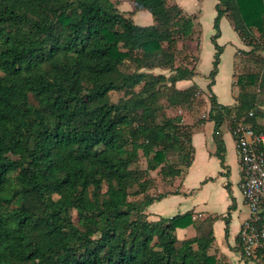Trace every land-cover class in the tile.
Instances as JSON below:
<instances>
[{
  "label": "trees",
  "instance_id": "16d2710c",
  "mask_svg": "<svg viewBox=\"0 0 264 264\" xmlns=\"http://www.w3.org/2000/svg\"><path fill=\"white\" fill-rule=\"evenodd\" d=\"M127 1L153 24H136L116 0H0V264H232L210 254L213 217L150 220L147 208L175 193L199 123L214 122L223 167L225 124L264 131L261 69L238 76L235 105L212 90L225 16L263 65L264 0H216L210 110L193 123L183 112L205 102L203 90L176 84L197 73L186 45H200L197 15L170 0ZM189 226L196 235L179 238Z\"/></svg>",
  "mask_w": 264,
  "mask_h": 264
},
{
  "label": "crops",
  "instance_id": "0c3cea01",
  "mask_svg": "<svg viewBox=\"0 0 264 264\" xmlns=\"http://www.w3.org/2000/svg\"><path fill=\"white\" fill-rule=\"evenodd\" d=\"M124 2H129L131 4L130 7H128L127 10H123V12L134 13V4L127 0H123V3ZM178 4L184 8V4H182L181 1ZM184 10L186 11L185 8ZM225 18L227 17L225 16L222 18L221 23H223ZM222 38L223 31L217 42ZM235 38L239 47L235 46L233 42L222 44L223 52L221 54L219 72L215 78V84L212 87L219 103L224 105L236 104L235 90L237 89L234 85L235 77L233 76V73H236L235 68H237L240 61V57L237 56L238 50H245L246 48L239 34L238 37ZM199 46L197 48L198 50ZM230 48L231 51H229ZM189 49L191 51L193 50L190 47ZM213 51L214 57L216 49H213ZM227 52L230 54L231 61L230 73L228 75L231 92H229V96L227 95L230 100L227 98V102L224 103L220 100L221 96L218 92L217 86L218 79L225 75L222 63L224 65V57ZM199 61L198 57V63ZM198 63L196 69L197 73L193 79L180 80L176 85L180 89H185L196 83L202 88L206 113L202 112L200 115L201 108L198 107L193 115H196L195 117L201 116L207 119L210 110V102L205 93L207 92V86L210 79L208 73L204 75L206 78L204 83H199ZM262 107L264 110V105H262ZM195 121H198V119H193L191 123ZM261 122L264 124V117L261 119ZM213 131V121L205 120L197 125L192 136L194 156L191 165L185 170L183 176L176 180L175 193H171L163 199L153 202L147 208L149 219L158 220L161 217H172L186 212H192L194 219L213 217V232L215 240L210 249V254H216L218 257H222L232 264H264V258L245 259L240 247L239 231L243 221L249 216V209L245 203L242 192L243 174L235 133L228 127V124H225L222 127L223 140L226 148V161L225 166L223 167L219 157L216 155L217 144L213 138ZM177 235L181 239L189 238L196 235V229L194 226L178 228Z\"/></svg>",
  "mask_w": 264,
  "mask_h": 264
},
{
  "label": "rangeland",
  "instance_id": "374dc122",
  "mask_svg": "<svg viewBox=\"0 0 264 264\" xmlns=\"http://www.w3.org/2000/svg\"><path fill=\"white\" fill-rule=\"evenodd\" d=\"M118 1V8L123 12V10H127L128 7H130L129 2H124L121 0H116ZM171 2H176V0H170ZM184 4V8L186 9L187 12L191 13V14H196L197 15V21L198 24H200L201 29H202V33H201V41H200V46L198 41L192 40L186 43L187 47L192 48V52L199 57V63H198V70H199V83H204V80L206 79L204 75L210 73L213 65H212V61H213V54L214 51L213 49H215V46L211 40L212 35L216 32V30L214 29V19L217 15V11L215 9V3L216 0H177L178 3ZM129 16L132 17V19L134 20V22L136 24L139 25H148V24H152L153 23V18L152 15L146 11V10H139L137 12L134 13H130L127 12ZM150 22V23H149ZM222 25V26H221ZM220 25V29L221 32L223 31V38L218 41L220 45L226 43V42H233V44L237 47H239L236 42V38L238 37V34L236 33V31L234 30V28L232 27V24L230 22V20L228 18H225L223 23H221ZM240 44V42H239ZM245 45V50H238L237 52V56L240 57V61H239V65L237 66V68H235L236 73H233L234 78V85L235 88L237 90H235V93L237 95L238 93V85L237 84V78L239 75L241 74H247L248 72H258L260 69L263 71L264 74V63H262L263 65H256L255 61H254V54L253 53H249L247 51L251 50V47ZM199 46V50L197 49ZM247 49V50H246ZM229 51H231V48L229 49ZM224 65L222 63L223 66V70L225 75L221 76L218 79V92L220 93V100L224 103L227 102V98L228 100L229 97H227V95L229 96V92H231V88H230V80L228 78V75L230 73V68H231V61H230V54L229 52L226 53L225 57H224ZM123 70L125 71H134L136 70V64L133 63L132 61H127L126 66L123 67ZM155 73H160V72H166L169 73L168 70H164V69H155L154 70ZM227 75V76H226ZM260 84V82L258 83V85ZM256 85V89H258L260 91V99L263 98L264 99V91H263V87L261 85ZM206 96L208 97V100L210 102V93L207 90V92L205 93ZM122 93L119 92H112L111 93V98L114 101H117L120 97H122ZM202 95H200V99L203 101V98L201 97ZM201 108L200 110V115L202 114V112L206 113V109L204 106V103H202L201 106H199ZM186 116V120L187 121H191L193 119H199L200 117H195L196 115L191 114L190 112H188L187 110H184L183 112ZM192 115V116H190ZM193 118V119H192ZM170 160L173 161L175 163V165L177 166H182V170H184L185 166V162L181 160V158H179V156H177L176 154H173L170 157ZM140 165L142 167H146L147 166V161L146 158L141 157L140 158ZM153 175L156 176L155 173H153ZM156 178V177H155ZM151 190V189H150ZM153 191V190H152ZM151 191V192H152ZM150 192V193H151ZM155 193V192H154ZM135 198H142V196H134ZM134 198V199H135Z\"/></svg>",
  "mask_w": 264,
  "mask_h": 264
},
{
  "label": "built area",
  "instance_id": "2783aa9c",
  "mask_svg": "<svg viewBox=\"0 0 264 264\" xmlns=\"http://www.w3.org/2000/svg\"><path fill=\"white\" fill-rule=\"evenodd\" d=\"M234 133L243 174L242 192L249 209L239 231L240 247L245 259L264 258V131L241 123Z\"/></svg>",
  "mask_w": 264,
  "mask_h": 264
}]
</instances>
